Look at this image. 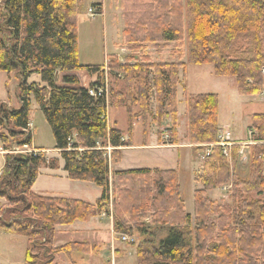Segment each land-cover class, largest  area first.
<instances>
[{"label":"trees","instance_id":"1","mask_svg":"<svg viewBox=\"0 0 264 264\" xmlns=\"http://www.w3.org/2000/svg\"><path fill=\"white\" fill-rule=\"evenodd\" d=\"M80 2L0 0V72L20 77V106L0 104L1 148L7 151L0 178V197L6 200L0 232L27 237L28 264H53L58 254L75 264V253L97 254L99 244L71 242L55 247L57 227L104 212L112 216L116 234L140 237L137 264H264V112L251 117L254 143L248 145L249 176L241 178L235 168L242 146L233 145L227 156L218 145L219 96L186 93L190 141L200 149L212 145L199 179L203 187L194 193L193 215L186 209L176 170L112 172V166L123 159V149L134 145L136 122L142 121L147 144L152 124L171 117L170 143H180L179 71L186 72L187 63L212 64L216 75L236 79L242 95L263 92L264 0L120 1L123 46L132 54L127 65L114 60L109 66L126 72L127 139L111 122V102L104 95L90 94V89L105 84L107 72L105 64L80 62ZM149 45L158 54L171 50L180 59L153 61L145 53ZM34 74L40 75L41 83H29ZM82 76L96 81L86 86ZM153 91L159 109L154 119L149 109ZM33 99L52 129L68 178L102 189L95 203L34 192L40 170L59 169L60 159L11 153L15 145L33 146ZM229 184L230 201L210 198L209 191ZM162 229L168 233L158 243L148 239Z\"/></svg>","mask_w":264,"mask_h":264},{"label":"rangeland","instance_id":"2","mask_svg":"<svg viewBox=\"0 0 264 264\" xmlns=\"http://www.w3.org/2000/svg\"><path fill=\"white\" fill-rule=\"evenodd\" d=\"M81 12L78 17L77 28L79 38V56L81 64L88 65H101L105 64L108 69L109 95L108 100L111 102V121L112 124L125 133L128 138L129 124L128 115L125 107L128 82L125 70L110 69V64L118 61L119 65H127L126 58L129 53L132 54L123 46V31L124 20L122 9L120 6L121 0H80ZM103 3L100 12L95 16H91L89 9L98 4ZM104 8V9H103ZM97 10V9H96ZM97 11V12H98ZM125 49L126 53L122 54L123 58L118 55L121 54V49ZM135 53V52H134ZM141 52H139L140 54ZM153 61L174 62L180 58L172 54L171 50L158 54L152 45H149L148 51ZM144 53V54H145ZM117 55L118 57H114ZM141 59V58H140ZM115 60V61H114ZM113 61V62H112ZM187 61V58L184 59ZM133 65L137 60L131 62ZM106 71V72H107ZM111 71V72H110ZM180 83L178 85V130L179 139L183 145L180 149H144V133L142 122H136L133 132L134 145L129 147L124 153V166L136 168H151L153 166H174L179 173V180L181 186L182 197L185 201L186 209L188 212H194L195 190L203 187L202 182L198 181L202 175L203 166L206 162V153L208 148H199L192 146L188 147L191 143L189 138V116L187 112V94H219L220 95V122L221 125L228 126L231 137L233 140L245 141L248 143L253 142L254 131L250 129L251 117L253 114L264 112V90L259 95L248 96L242 95L238 92L236 86V79L234 77L218 76L214 73V66L212 64H189L187 63V70L184 72L180 69ZM96 77H92L94 79ZM83 82L86 86H90L91 82L89 77L82 76ZM29 83H41L39 74H34L29 78ZM134 87L138 94L139 82L138 79L134 81ZM20 86V77L14 73L11 78L7 72H0V104L8 103L14 108L20 106L18 99V90ZM112 89V92H111ZM122 93L124 97L122 96ZM149 109L152 111L154 117L159 116V109L157 107L156 92L150 93ZM139 109V106H137ZM136 109V110H137ZM170 112L171 108L167 107ZM158 115V116H157ZM32 125L33 142L38 146H43L49 149L45 154L49 157L57 155L55 153V139L50 125L48 124L42 110L37 105L35 99L32 102V112L30 115ZM172 118L166 117L162 124L153 123L151 130L153 134H158L162 137L158 143L164 146H174L171 144L172 138ZM161 132V133H160ZM152 135V132H151ZM165 135V136H164ZM154 136V141L156 139ZM164 138V140H163ZM150 139V136L149 138ZM149 141V140H148ZM252 143V144H253ZM144 144V145H148ZM180 144V143H179ZM2 143L0 141V171L3 173L5 165V154L1 152ZM31 147H17L13 146L11 153H15L16 148L20 152H28ZM249 149V147H247ZM204 150V151H203ZM190 154V155H189ZM53 158V157H52ZM249 161H238V166L235 168V173L241 178L249 176ZM63 171V170H62ZM3 175V174H1ZM0 175V178H1ZM62 179V178H60ZM72 181V180H71ZM73 185L77 186L73 190L74 193L68 191L65 196L69 198H76L95 203L102 196V189L91 182L73 181ZM34 188V187H33ZM78 189V190H77ZM221 188L209 191V196L215 201H230V194L220 191ZM70 194V195H69ZM6 200L0 197V213ZM104 216L107 219H112V216L104 212L98 215ZM96 216V217H98ZM92 217L85 221H77L74 225H61L57 228L55 236V247L63 246L71 242H99L97 254L83 255L75 253V264H137V245L140 243V237L134 235L129 237L128 240L123 239V235H113L110 230L104 231L103 234L97 236L95 232L85 231L82 229L88 228ZM110 221V220H109ZM113 221V219H112ZM92 223V222H91ZM71 229H75L71 230ZM83 232H81V231ZM166 229L158 230L154 236L148 237L158 243L161 238L167 234ZM102 243V244H101ZM106 243V245H105ZM28 247V239L26 236L18 233H11L2 231L0 232V264H28L26 262V252ZM121 249V250H117ZM124 249L127 254L119 258L118 252L122 254ZM122 252V253H121ZM117 256H116V255ZM115 255V256H114ZM53 264H72L69 257L65 254H58L55 257Z\"/></svg>","mask_w":264,"mask_h":264},{"label":"crops","instance_id":"3","mask_svg":"<svg viewBox=\"0 0 264 264\" xmlns=\"http://www.w3.org/2000/svg\"><path fill=\"white\" fill-rule=\"evenodd\" d=\"M99 6L101 5L102 7L103 6V3H100L98 4ZM100 6V7H101ZM104 9V8H103ZM127 51H125V49H121V54H119L118 56L120 58H123L122 57V54L126 53ZM96 81V78L94 79H90V82H95ZM203 94V93H201ZM205 94H208V93H205ZM217 94V93H216ZM220 98V95L217 94ZM219 104H220V99H219ZM138 107L135 108V110L137 109ZM187 108V106H186ZM138 111V109L136 110ZM110 119H111V109H110ZM112 122V121H111ZM142 122V121H140ZM30 124L33 125L30 121ZM219 125L221 127L222 130L224 131H227L230 133V130L228 128V126H222L221 125V122H220V106H219ZM135 127V126H134ZM33 131V129H32ZM151 132H152V135H151ZM155 134V133H154ZM153 134V130H150V139H148V145H142L144 147V149H154V150H158V149H164L165 147H169L170 149H180L182 148L181 146L183 145V143H181L180 141V144L178 145H174V146H164V145H161L159 144V137H158V140H157V136ZM231 134V133H230ZM154 136H156V139L154 141ZM159 136V134H158ZM125 139H127V137L125 136ZM233 140V139H232ZM237 143H242V142H245V141H240L239 139L238 140H233ZM188 147L192 148V146H196L198 147L197 145H194L192 143H190L189 145H187ZM33 147L34 148H39V149H43V150H46L48 151L49 149L43 147V146H38L35 142H33ZM55 147V146H54ZM132 147V146H131ZM129 147H125L123 149V159L120 163L118 164H115L112 166V172H115V171H119V170H129V169H136L137 166H134V167H126L124 166V159H125V151L128 149ZM207 149V148H206ZM55 150V149H54ZM204 151V150H203ZM55 153L57 155H54L52 156L53 158H58L60 159V168L59 169H52V168H42L40 170V175L34 185V192L36 194H39V195H44V196H55V197H63V198H69L67 196H65V193L68 192V191H71V193H74L73 190L75 188H77V186L73 185L75 183H73L74 180L71 181L70 178H68V174L67 172L64 170V161L62 160L61 156H60V152L58 150H55ZM46 155V154H45ZM190 155V154H189ZM47 156V155H46ZM52 157H49L47 156V158H52ZM139 168V167H138ZM154 168H159V169H162V170H176L174 166H162L161 164H159V166H153L151 167V169H154ZM63 170V171H62ZM62 178V179H60ZM112 180H113V177H112ZM199 181V180H198ZM230 188H231V185H227L223 188L220 189L221 193L222 192H226L227 194H230ZM78 190V189H77ZM196 191V190H195ZM182 193V192H181ZM70 195V194H69ZM70 199H76V198H70ZM81 200V199H79ZM85 201V200H83ZM85 202H88V201H85ZM89 203H92V202H89ZM192 215L194 214V212H190ZM92 221H89L88 224H90L88 226V228L86 229H82L84 230V232L87 230V231H92V232H95V234H97V236H100L101 234L104 233V231H107V230H110V232L115 236L117 235L113 229V221L110 217V219H107L105 218L104 216L102 217H96V218H93L91 219ZM110 220V221H109ZM87 222V221H86ZM92 222V223H91ZM76 223V222H75ZM74 223V224H75ZM72 224V225H74ZM59 227V226H58ZM57 227V228H58ZM71 230H74L76 231L75 229H71ZM81 231V230H79ZM83 232V231H81ZM118 236V235H117ZM94 243H99V242H94ZM102 244V243H101ZM106 245V243H105ZM117 250H121V249H117ZM124 250V249H122ZM118 252V256L119 258L122 257V256H125L127 254V252L124 250L122 251L120 254V251H117ZM116 255V254H115ZM114 255V256H115ZM117 256V255H116Z\"/></svg>","mask_w":264,"mask_h":264},{"label":"built area","instance_id":"4","mask_svg":"<svg viewBox=\"0 0 264 264\" xmlns=\"http://www.w3.org/2000/svg\"><path fill=\"white\" fill-rule=\"evenodd\" d=\"M98 9H101V7L99 5H97L95 7H91L89 9L90 15L95 16V15L99 14L100 12L98 11ZM107 70L108 69L106 68V71ZM263 72H264V70H263ZM107 75H108V71H107ZM90 94L95 96V97L104 95L108 99V95H109L108 79H106V82L103 86H99V87L90 89ZM30 130L32 131V125L31 124H30ZM252 143L253 142H248V143H244V144L243 143H237V142L232 140L231 134L229 132L222 130V133L220 134V141H219L218 145H220L224 148V153L227 156H229V149L233 145H241L242 147L239 151V159H240V161L248 162V160H249V149L247 147H248V145H251ZM211 147H212V145H210V148ZM210 148H208L206 156H208L211 153ZM1 152L7 153V151H4L2 148H1ZM11 152H13V151H11ZM46 152H47L46 150L34 148V147L30 148L28 150V152H24V151L20 152L18 148H16V150H15V153L31 154L34 156L45 155ZM1 174H2V172L0 171V175ZM123 239L128 240L129 237L123 235Z\"/></svg>","mask_w":264,"mask_h":264}]
</instances>
